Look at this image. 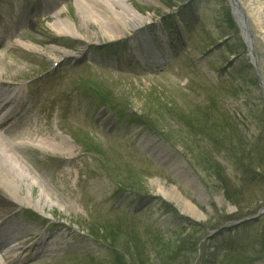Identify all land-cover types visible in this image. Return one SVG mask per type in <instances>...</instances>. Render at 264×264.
<instances>
[{
	"label": "rangeland",
	"instance_id": "rangeland-1",
	"mask_svg": "<svg viewBox=\"0 0 264 264\" xmlns=\"http://www.w3.org/2000/svg\"><path fill=\"white\" fill-rule=\"evenodd\" d=\"M95 1L83 2L94 14L99 12ZM241 1L248 9L247 2ZM23 2L0 0V19H9L15 26L10 40L0 44V79L24 82L43 72L31 79L32 83L23 84V91L29 95L34 126H24L22 130L30 128L38 136L37 141L44 138L50 144L36 142L34 147L21 145L15 151L37 179L33 176L24 180L20 194L30 190L35 200L45 189L49 203L43 212L26 203L18 204V208L30 207L42 215L19 212L18 217L29 230H40L32 243L42 241L44 235L49 237L46 245L52 252L35 255L38 246H34L22 253L18 262L3 257L0 264H110L109 253L102 247L108 233L104 228L115 226L117 221L120 233L130 231L133 226V236L140 241H146L150 235L160 237L173 250L174 242L181 238L174 233L177 230L153 231L148 227L150 224L164 227V223L176 218L175 214L194 223L210 224L238 210L225 201L210 173L208 139L194 132L198 127L210 136V125L214 123L216 126L211 127L227 132L232 145H236L239 139L234 132L236 123L246 140L252 142V147L244 152L252 149L253 155L260 154L264 147V142L258 146L254 143L259 135H263L264 141V100L238 24L229 14L228 0H126L142 17L137 27H142V33H146L150 20L162 17L158 27L164 29L172 44L171 58L163 66L134 56V52L142 55L144 46L131 48V34L135 33L131 28L122 36L110 39L89 20L85 25L88 31L96 33V40L83 41L57 34L50 27L57 19L71 23L79 34L86 33L77 0ZM262 12L264 28V7ZM177 22L183 27L178 33ZM253 30L258 67L264 79V29L253 24ZM182 31L186 39L183 42L179 39ZM153 36V45L162 55L164 48ZM17 41L44 50L55 46L77 52V58L57 53L62 63L52 73V58L30 52ZM111 41H117V45ZM223 111L230 112L232 118ZM18 114L14 122L22 125L27 115ZM131 115L134 119H144V126L132 124ZM61 141L64 144L57 147ZM164 148L186 163L196 180L193 185H185L169 168L163 159ZM219 153L217 157L228 174L241 175L235 171L232 155L225 150ZM245 165L260 177L246 182L248 191L242 195L247 199L243 206L248 203L251 209L264 204V168L248 162ZM156 180L165 187L174 186L202 217H191L175 201L159 193ZM31 182L33 185L29 187ZM138 191L144 195H136ZM160 202L170 205L168 213L158 209ZM12 205L1 200L0 214L10 211ZM94 229H98L99 239L92 236ZM186 234L190 235L188 239L192 235L196 239L200 236L193 231ZM196 250L200 257L213 260L209 253H204V248ZM255 250L260 249H253L256 258ZM146 253L153 263L159 260L157 251L146 248Z\"/></svg>",
	"mask_w": 264,
	"mask_h": 264
},
{
	"label": "bare ground",
	"instance_id": "bare-ground-1",
	"mask_svg": "<svg viewBox=\"0 0 264 264\" xmlns=\"http://www.w3.org/2000/svg\"><path fill=\"white\" fill-rule=\"evenodd\" d=\"M84 1L86 0H77V6L80 12V20L82 26L87 28L85 23L89 20H92L99 26L101 32L106 38L115 39L117 37H120L129 28L137 31V27L142 22L141 15H139L133 8L127 5L126 0H96L95 3H97L99 7H96V9L99 10V12L96 14H94L93 11H90L89 8H86V5L83 3ZM244 1L247 2L248 9L245 8L241 0H231V3L233 4L234 10L239 19L242 20L243 18V20H247L246 26H244L246 27V30L243 28V36L250 49L253 47V40L255 37L253 24L258 25V27L262 31L264 29L262 28L261 18V15H263L262 10L264 7V1ZM100 12L101 14H103L102 16L99 14ZM50 27L57 34L72 37L74 39H80L83 41H93L96 40L97 37L96 33L88 31V28L86 29L85 34H79L75 26H73L71 23H67V21H62L60 19H57L52 24H50ZM17 42L22 44L24 48H27L30 52L45 54L53 60L59 58L57 56V53H62L65 55L71 54L70 51L63 50L62 48L55 46H48L47 49L44 50L32 43H21L20 41ZM22 101V96L17 100H15L14 98L12 100H9V98L6 97L5 94L0 91V106L5 103L4 108L7 109L6 114H2L4 116L0 117L1 124L3 123L2 120H6V123H10L11 119L9 118V114L12 116L14 113H16L17 109H19V107L21 106L20 104L22 103ZM25 106L26 102L22 105V107L24 108ZM6 123H3V125H6ZM2 131H0V191L2 192L0 194V201L2 200V202L6 203L9 200L11 203H26L32 206L33 208L43 212L45 210L44 206L48 205L49 203L44 192L45 189L39 192L35 200L32 199L30 190H27L24 195L20 194L23 181L27 178L31 179L34 175H32L28 171L24 160L22 159L20 154L15 151L16 148L19 147V145H13L14 143H11L7 139L8 136L5 134L11 131L7 130V128L3 129ZM25 134L28 135L29 133ZM38 143L43 145H49L50 141L41 138ZM23 144H28L32 147L35 146L34 144H30L27 142H24ZM63 144L64 141H61V144H56V146L60 147ZM43 145H39V147L44 149L45 147ZM164 150H166V158L163 159H165V162L169 165V168L182 180L185 185H193L195 179L192 175H190V173L186 169L184 162L167 148H164ZM170 153L172 154L169 155ZM32 182L35 183L34 180ZM32 182L31 184H29V187H32ZM155 183L158 188V192L162 193L167 199L175 201L184 213H187L191 217L195 218L202 217L196 207L187 200H185L178 193L177 189L174 186L165 187L164 184H162L158 180H156ZM22 234L31 235L28 230H23ZM41 244L42 245L39 255H48L50 254V252H52V249L48 248L45 245V242ZM30 246L32 247L31 244ZM30 246L25 245L20 250L27 251ZM9 251L12 252L13 249H9ZM15 258H18V256H15Z\"/></svg>",
	"mask_w": 264,
	"mask_h": 264
},
{
	"label": "trees",
	"instance_id": "trees-1",
	"mask_svg": "<svg viewBox=\"0 0 264 264\" xmlns=\"http://www.w3.org/2000/svg\"><path fill=\"white\" fill-rule=\"evenodd\" d=\"M211 126L216 125L214 123L210 125V138L213 140L215 147H224L231 150V152L235 154L237 161L242 164V167L246 166L245 164L248 162L254 163L260 168H264V154H262L264 152V147H262L261 153L259 152L260 154L253 155L252 153L255 154V152L252 149L247 150L249 153L246 151L244 152V149L246 150L249 146L252 147V144H249L248 141L242 137L237 127H235L236 130L234 129V132L238 135L239 139L236 141V145H232V137L227 134V132H222V129ZM196 129L201 132L204 130L198 127ZM238 141L239 146H237ZM255 144L256 146L261 145L258 141H256ZM234 149H236L239 154H237ZM210 173L215 178L220 189L219 191L222 193L225 201L236 206L239 211H243L249 207L248 203V205L246 204L243 206V203L247 199H243L242 195H244L245 191H248L246 190L247 185L245 181H241L240 184L236 186L226 176L223 168L218 163H213L211 160ZM258 221L260 220L248 222L243 228V230H246L250 227H259L253 232V239L257 241L260 249L258 252L255 250L257 255L256 258L253 256L254 241H251L252 237L247 232H244L238 240H229L227 237L223 236L222 233L220 237L218 236L214 239V258L210 260V264H254L256 259L262 260L264 256V222H260L256 226L255 223ZM206 224L207 225L204 226V224L180 223L181 229L174 231V233L181 238L177 240L178 243L174 242L173 250L168 249V247H166L167 242L164 239H160V237L156 238L150 235L149 239L146 241H140V238L133 236L132 230L130 232L123 231L120 233L119 230L121 229L114 226H111L113 229L111 227L108 229L104 228L108 230V233L104 236L103 240L107 242L109 248L112 250V264H193L198 238L196 239L192 235V239H188L187 237H190V235L186 233H188V231H193L196 235H199V233L208 226V223ZM93 231L95 236L99 235L98 229H94ZM146 248L157 251L159 260L155 259L156 263H153V259L148 257L149 254L146 253Z\"/></svg>",
	"mask_w": 264,
	"mask_h": 264
},
{
	"label": "water",
	"instance_id": "water-1",
	"mask_svg": "<svg viewBox=\"0 0 264 264\" xmlns=\"http://www.w3.org/2000/svg\"><path fill=\"white\" fill-rule=\"evenodd\" d=\"M258 80H259V83L261 84L259 75H258Z\"/></svg>",
	"mask_w": 264,
	"mask_h": 264
}]
</instances>
